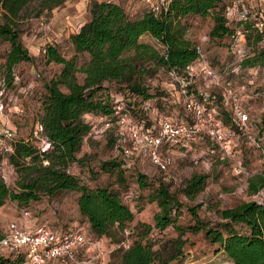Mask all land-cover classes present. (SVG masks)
<instances>
[{
    "label": "rangeland",
    "instance_id": "rangeland-1",
    "mask_svg": "<svg viewBox=\"0 0 264 264\" xmlns=\"http://www.w3.org/2000/svg\"><path fill=\"white\" fill-rule=\"evenodd\" d=\"M96 1L101 0H68L50 12H41L37 4L30 5L23 12L19 31L20 40L29 55L34 57V61L18 64L13 68L10 77L4 67L9 45L0 41V92L4 105L3 113L0 114V127L12 131L15 140L35 141L33 132L37 129L36 123L41 115L44 85L54 79L61 69L59 65L45 62L42 49L51 42L66 59L74 57L69 36L75 34L76 30L87 22L88 8ZM109 1L122 5L130 18H136L146 10L140 0ZM231 1L222 0L220 7L223 11ZM246 5L261 9L264 0H255L252 4L246 2ZM213 25L211 16L197 15H189L179 23L182 38L198 47L201 53L199 59L191 65L196 77L190 81L188 92L199 102H202L201 96L207 98L213 95L217 98V103H212V109L207 110L214 111L216 123L222 130L233 133V136L227 138L229 154L220 149L211 154L210 140L205 135H200L197 143L189 150L176 147L162 149V156L169 157L170 164L164 172H160L151 163L147 152L131 142L125 130L100 116L83 115L82 120L90 126L91 131L83 139L77 154L81 162L74 163L70 172L89 188L109 187L116 191L133 213V220L123 231L117 233L115 238H105V243L96 239L100 243V251L90 248L78 253L74 261L60 259L48 264H119L121 251L127 249L122 243L129 247L132 241L139 239L140 224L153 225V216L158 212V207L155 202L150 201V195L159 181L168 183L170 192L182 203L175 227L184 229L183 255L167 264H232L220 252L218 244L207 241L203 232H189L188 227L194 225L191 210H194L200 219L213 223L217 218V210L264 199V191L258 195L248 189L249 183L254 182L258 175L264 174V37L257 45L258 35L255 33L249 34L247 40L245 38L244 59L254 56L258 60L254 67H243L242 62L235 60L229 52L228 36L210 38ZM228 26L233 30L236 22H229ZM139 41L163 53V49L149 35L142 36ZM84 60L86 56L79 55L78 65ZM202 66L213 71L216 79L205 77L201 72ZM145 71L148 76L145 85L148 87L147 94L151 96L150 99L142 100L141 97L133 96L115 84L106 85L103 94L122 99L125 108L130 106L128 115L131 123L142 119L147 126L154 127L156 132L159 130V122L163 119L175 123L183 118L187 119L189 124L192 123L193 116L184 106L176 81L162 69L154 67L153 72L152 68H145ZM179 76L184 80L187 78L185 72ZM77 78L78 82H82L81 75H77ZM227 85L235 92L239 106L248 115L249 135L259 146L249 140L245 132L240 133L235 127L231 100L224 91ZM260 137L261 140H258ZM126 150L128 154L124 155L123 151ZM2 157L0 173L7 176L6 184L13 188L18 174L9 164L8 156ZM108 162L120 163L121 167L119 165L111 173H105L101 167ZM238 167L241 169L240 173ZM139 174L144 175L151 186L140 190L137 183ZM194 174L205 175L207 180L204 188L194 198L189 199L181 193V186ZM78 196V192H63L52 199L43 197L26 207L6 202L0 208V233L2 236L7 234L10 224L19 223L21 210L27 208L30 212L27 220L36 224L46 222L51 227L63 231L72 227L80 228L88 234V222L78 210ZM179 234L180 231L174 228H169L163 233L154 230V249L160 250L163 257L167 258L169 252L177 245ZM0 264L27 263L22 258L0 251Z\"/></svg>",
    "mask_w": 264,
    "mask_h": 264
},
{
    "label": "trees",
    "instance_id": "trees-1",
    "mask_svg": "<svg viewBox=\"0 0 264 264\" xmlns=\"http://www.w3.org/2000/svg\"><path fill=\"white\" fill-rule=\"evenodd\" d=\"M67 1L0 0V41L9 45L4 64L8 77L18 64L34 61V57L29 55L20 40L19 24L23 12L32 4H37L41 12H50ZM221 2L222 0H172L167 10L158 15H153L146 9L138 17L130 18L122 5L109 0L96 1L88 8L87 22L69 36L74 57L66 59L54 43L48 42L42 49L43 59L48 64L61 67L59 74L44 85L41 115L36 123L48 147L39 148L35 141L27 140H15L11 143L13 152L8 155V162L16 170L18 179L11 188L0 178V208L6 202L26 207L43 197L52 199L63 192H78L77 206L79 213L88 222V236L94 239H113L123 231L132 222L133 213L122 202L120 195L109 187L89 188L70 172L74 163L81 162L77 154L83 139L91 131L82 117L85 114L97 115L116 125V104L121 103L128 114L131 109L130 106L124 107L122 99L103 94L106 85L121 86L131 95L148 100L151 96L147 94L148 87L145 85L148 78L145 68H152L154 72L155 67L168 74L174 71L181 75L188 66L195 63L200 57L197 47L182 38L179 27L185 17L211 16L214 25L210 38L228 36L230 39L234 29L231 30L228 24L236 21L225 16V9L230 4L223 11ZM244 28L248 30L246 40L249 34L255 33L258 35L256 45L263 41L262 36L249 25ZM144 35H149L162 45L163 53L149 44L141 43L139 40ZM79 55L86 56V60L80 65L77 63ZM257 60L254 56L247 57L241 66L254 67ZM77 75L82 76V82H78ZM200 100L206 110L212 109V103H217V98L213 95L206 100L201 96ZM179 121L189 123L183 118ZM133 123L143 131L156 132L154 127L147 126L142 119ZM233 123L241 133L242 129L236 120ZM225 132L228 137L233 136L231 131ZM255 143L259 146L257 141ZM2 158L0 152V163ZM43 162H47V165ZM119 165L120 163L108 162L102 165L101 170L111 173ZM206 180L205 175H192L181 186V193L186 198H194L204 188ZM137 183L140 190L151 186L141 174L137 177ZM248 186L253 194L260 195L264 191V174L258 175ZM150 196V201L155 202L158 207V212L153 216V225L138 226L139 239L132 241L127 249L121 251L119 264H167L183 255L184 229L175 227L182 203L170 192V185L163 181L158 182ZM22 210L28 211L27 208ZM191 212L194 225L189 226L188 231L203 232L205 239L218 244L220 252L232 264H264V199L217 210V218L213 223L200 219L194 210ZM169 228L180 231V234L177 245L164 258L160 250L154 249L156 242L152 234L154 230L163 233ZM52 229L62 234L74 228L64 231L55 227ZM3 236L0 233V240ZM8 254L25 260L23 249Z\"/></svg>",
    "mask_w": 264,
    "mask_h": 264
},
{
    "label": "built area",
    "instance_id": "built-area-1",
    "mask_svg": "<svg viewBox=\"0 0 264 264\" xmlns=\"http://www.w3.org/2000/svg\"><path fill=\"white\" fill-rule=\"evenodd\" d=\"M145 8L153 15H158L162 11H166L172 0H140ZM255 0H232L230 6L225 9V16L236 21V26L230 38L229 52L238 62H242L246 52L244 50L245 38L248 30L244 26L249 25L252 30L264 37V5L261 9L257 6L248 7L246 2L252 4ZM156 41V40H155ZM157 42V41H156ZM157 44L163 49V46ZM198 53L200 49L197 47ZM187 81L181 79L174 71L169 75L176 81L180 90L184 106L193 116L192 123L183 121L171 122L163 119L159 122V130L155 133L151 131H143L136 125L131 123L129 115L124 111L121 103H117L115 110L118 114L116 125L127 132V137L136 146L143 148L151 161L159 171L164 172L170 164L169 157L162 156V149L179 148L189 150L192 145L197 143L200 135H205L210 140V153L215 154L218 149L223 153L229 154L227 138L225 132L216 123L213 110H206L204 103L197 101L193 95L188 92V86L193 77H196L193 67L188 66L185 71ZM201 72L205 77L215 80L216 74L201 67ZM217 84V83H216ZM225 93L231 100L235 120L241 127L242 131L248 135V139L255 143V140L249 135V117L238 104L235 92L227 85L224 88ZM206 100V98H205ZM4 105L2 102V92H0V114L3 113ZM109 124H106L108 127ZM35 143L39 148H47L46 139L36 129L33 132ZM123 136V135H122ZM0 152L3 155H9L13 152L11 143L15 142V135L9 129L0 127ZM3 142H9L4 144ZM128 154V151H123ZM47 165V162H43ZM3 165V160L0 167ZM239 172L241 169L238 167ZM0 178L7 183L8 178L0 173ZM21 215L25 219H29L30 212L21 210ZM122 246L125 244L122 243ZM90 248H96L99 251L100 243L98 240L88 236V234L80 228H74L66 233L55 232L46 222L37 223L32 227H20L16 223H12L8 227V233L0 240V251L8 254L13 251L23 249L25 252V261L27 264H48L60 259L74 261L76 255Z\"/></svg>",
    "mask_w": 264,
    "mask_h": 264
},
{
    "label": "crops",
    "instance_id": "crops-1",
    "mask_svg": "<svg viewBox=\"0 0 264 264\" xmlns=\"http://www.w3.org/2000/svg\"><path fill=\"white\" fill-rule=\"evenodd\" d=\"M67 2H68V1H67ZM67 2H66V3H67ZM82 25H83V24H82ZM76 32H77V30H76ZM76 32H75V33H76ZM72 34H73V33H72ZM18 222H19V223H16V222H15L17 226H21V227H25V228H26V227H27V228H28V227H32V226H34V225L36 224V223L32 222V220L29 221V220L23 218L22 215L20 216V219L18 220ZM105 240H106L105 238H100L99 241H101L102 243H105V242H106Z\"/></svg>",
    "mask_w": 264,
    "mask_h": 264
}]
</instances>
